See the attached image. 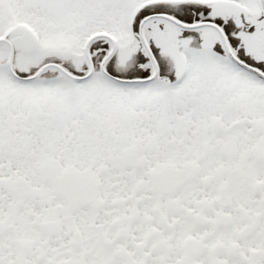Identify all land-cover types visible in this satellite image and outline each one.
Instances as JSON below:
<instances>
[{"label": "snow or ice", "instance_id": "6c2138e0", "mask_svg": "<svg viewBox=\"0 0 264 264\" xmlns=\"http://www.w3.org/2000/svg\"><path fill=\"white\" fill-rule=\"evenodd\" d=\"M0 264H264V0H0Z\"/></svg>", "mask_w": 264, "mask_h": 264}]
</instances>
